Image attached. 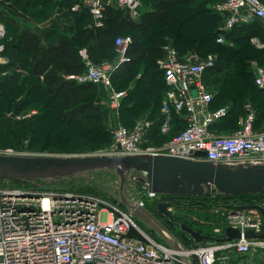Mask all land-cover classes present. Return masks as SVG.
Listing matches in <instances>:
<instances>
[{
  "label": "built area",
  "instance_id": "1",
  "mask_svg": "<svg viewBox=\"0 0 264 264\" xmlns=\"http://www.w3.org/2000/svg\"><path fill=\"white\" fill-rule=\"evenodd\" d=\"M77 1L71 11L87 10L97 27L101 26L103 12L110 2L118 10L128 11L132 19L139 18L142 7L141 0ZM214 9L224 18L222 31L252 19L259 21L264 29L262 0H222L214 5ZM3 36L0 24V39ZM130 41L129 36L117 37L114 61L97 65L86 62L83 74L66 79L108 85L110 74L122 62L128 61L125 53ZM217 42H223L222 36ZM2 51L0 44V53ZM215 64L216 57L211 54L199 57L189 52L181 58L171 45H165L163 55L157 61L165 85L160 108L162 121L158 129L161 135H168L173 114L181 117L184 128L163 144L153 146L147 145L146 141L150 122L138 121L129 128L116 125L109 131L108 147L98 154L112 157L151 154L206 161L264 159V121L256 127L257 112L250 101L242 105L237 129L232 133H221L216 127L229 117L231 106L212 107L213 95L203 76ZM253 84L264 91V66L254 68ZM124 96V91H112L106 109L117 115ZM199 151L205 155L193 157ZM5 154L18 155L12 150ZM36 181L0 180V264H185L181 256H190L194 264H264V239L244 237L248 231L255 236L261 235L264 217L257 208L237 209L239 206H257L264 210V198L253 202L211 199L207 209L194 204L196 207L192 208L214 213L217 226L211 227V233H201L211 240L200 243L185 234L197 245L184 246L185 251L179 252L154 240L152 233L136 222L120 199L108 202L97 196L44 188ZM139 194L140 198L133 204L149 211H152L147 207L149 204L156 212L158 203H168L172 215L177 206L148 191L145 185ZM227 228L238 231L239 238L226 241Z\"/></svg>",
  "mask_w": 264,
  "mask_h": 264
},
{
  "label": "trees",
  "instance_id": "2",
  "mask_svg": "<svg viewBox=\"0 0 264 264\" xmlns=\"http://www.w3.org/2000/svg\"><path fill=\"white\" fill-rule=\"evenodd\" d=\"M46 1L52 2L53 0ZM220 1L222 0H141L142 7H145V9L141 7L140 16L137 20L126 18L122 14L123 11L121 12V10L117 8L106 6L101 18V26L98 27L94 25L93 18L87 10L71 11L78 18V23L83 17L86 19L81 21L76 27H54L50 28L47 32L45 31V40L50 43V46L45 50L41 58L39 53L40 40L36 34L27 32L18 36L13 29H8V32L4 33L3 38L0 39V42L4 44V51L2 52L4 55H2L7 59L6 64L0 65V71L6 68L19 69L23 74H21L19 84L12 87L8 95H4L5 98H3V101L8 99L11 100L12 103H10V105L9 103L7 104V110H9L14 106L17 98L23 97V99H21V105H23L21 107L22 110L34 109L35 106L37 110L26 120L16 121L11 126L3 128L2 131L6 129V133L18 135L19 131H22L26 127L28 129L29 124H33L34 122L39 123L41 120L39 109L41 108L40 106H44L45 104H38L39 102L37 103L35 100L29 102V97H33V93L35 92H41V94L52 103L50 105L52 112L55 113L57 117L61 118L63 123H78L77 126L80 128V131H83L81 133L84 135V139L87 142H92L93 140H106L107 143H109L111 137L109 131L104 127L102 122V109L95 105L98 83H76L66 78L68 76L83 74L86 69V62L97 65L106 61L108 58V60L114 61L113 59L117 54L115 39L117 37L127 36L131 39L125 53L128 61L122 62L109 77L114 89L117 91L124 89L136 77L140 68L143 67V74L142 78L138 81V88L139 85H143L145 81L149 83L151 78H159V85H161L165 91V85L162 74L157 67V61L162 57L163 47L167 44L171 45L176 50L179 57H183L188 52H196L201 57L213 53L218 57L216 59V64L211 70L206 71L203 76L204 83L207 88H209L208 90L210 92L212 91V107L216 108L225 104L232 105L229 117L216 127L221 133H223V129H234L237 118L241 113L242 105L245 103L242 102L246 99L252 101L251 103L256 109V127L261 126L264 121V110H261L260 107V104L264 105L263 99L255 101L253 98L247 97L243 92L238 93L239 91L241 92V90L237 88L228 90L229 88L227 87L221 86L218 88L215 87L214 84L212 85L207 82L209 74L214 73V75H219L226 70L229 64L234 60L233 55L235 54L231 50L221 53L222 50L220 47L224 49H226V47L222 45L216 48L212 43H216L219 36H223L226 43L232 40L235 42L239 41V43L246 42L253 38L247 34V31L253 32L254 29L257 30L254 26V21L237 25L229 31L220 30L222 17L219 13L207 7L208 3L213 4ZM262 1L264 3V0ZM188 7H191V9L187 10ZM189 20L194 21L193 24L197 23L200 25L199 27L203 29L200 31L206 32L207 41L203 42V37H199L197 40L190 38L191 36L185 29ZM88 24H92V26L89 27ZM158 26H160L159 30L157 29ZM241 33L244 35H241ZM81 50H85L86 58L80 55ZM252 55L254 59L259 62V65L264 66V47L254 49ZM8 79L9 77L3 78V82H6L7 85L10 84V80ZM237 79L250 82L251 85L246 88L247 91L252 92V90H254L255 94L258 93V95L264 97V91L254 86L253 80L249 74L241 70L240 76ZM210 87H213V89ZM146 92L151 91L144 89L139 97L145 100ZM123 100L124 99H122L119 108V113L121 112L120 122L122 124L121 126L129 128L128 122L134 117L135 111L140 108H133L131 114L126 113ZM27 106L30 107L27 108ZM153 109L156 113V124H153V132L158 134L157 140L161 137H166L168 140L184 128L185 124L181 117L173 114L170 133L165 136L161 135L158 128L162 121V116H159L158 106H154ZM82 124H88L89 126L84 127ZM27 129L25 130L27 131L26 133L29 131ZM37 129H39V126L33 128L32 132ZM130 175L129 173L127 181L130 179ZM15 183L19 185L25 184L27 186L33 185L31 182ZM35 183L46 188V182L38 180ZM163 198L170 200L174 205H176L178 201L185 200L186 203L188 202V205L191 204V201L192 204L204 207L203 202H210L211 199L225 201L235 199L242 202H253L259 198H264V194L228 197L214 195L213 197L207 198L163 196ZM194 201L199 202L195 203ZM172 217L175 221L172 222L167 220V222L174 228L178 227V229L175 232L171 229L168 230L175 235L184 246L191 244L197 245L189 240L185 236V233L180 231L177 225L182 221L175 215H172ZM190 227L198 231L192 226Z\"/></svg>",
  "mask_w": 264,
  "mask_h": 264
},
{
  "label": "rangeland",
  "instance_id": "3",
  "mask_svg": "<svg viewBox=\"0 0 264 264\" xmlns=\"http://www.w3.org/2000/svg\"><path fill=\"white\" fill-rule=\"evenodd\" d=\"M77 2V0H53L52 2H48L46 0H0V23L4 24L5 26V28H3L4 33H7L8 29H13V31L15 32L30 30L39 34L40 36H43V34H45L44 32H47L48 30H50V28H61L65 26L76 27L81 21H84L86 19L85 17H83L82 20L78 23V18L71 12V8ZM190 9L191 7L187 8V10ZM252 21L255 22L254 26L255 28H257V30L254 29L253 32L247 31V34L253 37L250 40L240 43L239 41L235 42L234 40H232L226 43L222 36V43L211 42L216 48H219L222 45L226 47V49L220 47V49L222 50L221 53L231 50L235 54L233 55L234 60L229 64V67L219 75L216 74L213 77L208 76L207 82L212 85L214 84L218 88H220L221 86L229 88L228 90L237 88L241 90V92L239 91L238 93L243 92L245 95H247V97L253 98L255 101L263 99L264 104L263 96L258 95V93L255 94L254 90H252V92L247 91L246 88L251 85L250 82H247L243 79H237L240 76V71L242 70L243 72L249 74L253 80V71L254 68L259 65V62L254 59L252 53L254 49L264 47L263 26L259 21L255 19H252L249 22ZM193 23L194 21L189 20L185 27V29L191 36L190 38L197 40V38L203 37V42L207 41L206 32H201L200 30L203 29L199 27L200 25H198L197 23H195V25ZM13 26H15L16 30L13 28ZM88 26L91 27L92 24H88ZM159 28L160 26L157 27L158 30ZM241 35L244 34L241 33ZM0 44L3 46L4 51V44L2 42H0ZM2 52L0 53V62L6 63L7 59L3 56L4 53ZM210 54L215 56L216 59L218 58L216 54ZM116 57L117 54L113 60H115ZM14 70L15 69L6 68L0 71V155H7L5 154L6 151L12 150L13 152L18 154L17 156H83L98 154L108 147L110 142L107 143L106 140H93L92 142H87L84 139V135L81 133L83 131H80V128L77 126L78 123H63L62 119L57 117L55 113L52 112L50 106L52 103H50L49 100H47V98H45V96L41 94V92H35L33 93V97H29V102L35 100L37 103L39 102L38 104H45L44 106H40L41 108L39 109L41 113V120L39 121V123L34 122L33 124H29L28 129L26 127L22 131H19L18 135L8 134L5 131L6 129L2 131L3 128H6L7 124L11 126V123L9 124L10 121L26 120L37 110L36 106L34 109L30 108L22 110L21 107L23 105H21V99H23V97L17 98L14 106L7 110V104L9 103L10 105V103L12 102L9 99L3 101V98H5L4 95H8L10 89L17 86L20 82V79L16 75H14L16 72ZM5 77H9V85H7L6 82H3V78ZM109 85L112 86L111 80L109 81ZM246 101L250 100L246 99L242 103ZM30 106H27V108H29ZM260 107L261 110H264V105L260 104ZM104 110L106 109L104 108ZM235 124L236 128L234 127V129L231 128L222 132L232 133L235 129H237V121ZM82 125L84 127L89 126L88 124ZM37 126H39V129L32 132L33 128H36ZM26 129L29 130L28 133H26ZM166 140V137H161L158 140L156 139L154 142H151L152 140L148 139L149 142L155 143V146L163 144ZM142 185L143 184L131 181L130 179L128 181L126 180L123 193L126 200L134 203L138 199V197L140 198L139 191H141ZM45 187L49 189L58 188L60 190L63 189L90 196H97L108 202L117 201L119 199V179L118 176L112 171L84 173L78 176L70 177L66 180H56L53 182H48L45 184ZM194 202L196 203L199 201ZM187 203L185 202V200L178 201V203L176 202V205L186 206ZM190 203L192 204L191 201ZM203 204L208 205L209 202L205 201L203 202ZM147 207L153 211L152 204L147 205ZM172 215H175L183 223L192 226L196 230L200 231V233L204 234L211 233V227L217 226V217L209 210H202L197 208L183 210L173 209ZM136 222L138 221L136 220ZM166 223L167 227L172 231L175 232L178 229V227L174 228L168 222ZM140 226L145 231H147L141 224ZM152 237L154 240L162 243L155 236L152 235ZM204 243L206 244L207 242Z\"/></svg>",
  "mask_w": 264,
  "mask_h": 264
},
{
  "label": "water",
  "instance_id": "4",
  "mask_svg": "<svg viewBox=\"0 0 264 264\" xmlns=\"http://www.w3.org/2000/svg\"><path fill=\"white\" fill-rule=\"evenodd\" d=\"M199 151L193 157H203ZM112 171L119 179V199L148 232L174 251H185L184 245L152 214L124 197L128 174L131 181L139 182L148 191L161 196L220 197L264 194V159L206 161L195 158H178L165 155H138L112 157L101 154L83 156H15L0 155V180L53 182L66 180L84 173ZM168 203H158L156 213L175 221L168 211ZM257 208L264 217V210L257 206H239L237 209ZM180 231L195 243L211 238L195 231L185 223H178ZM226 241L239 238L231 228L225 231ZM245 238L264 239V232L255 236L251 231ZM185 264H194L190 256H181Z\"/></svg>",
  "mask_w": 264,
  "mask_h": 264
},
{
  "label": "crops",
  "instance_id": "5",
  "mask_svg": "<svg viewBox=\"0 0 264 264\" xmlns=\"http://www.w3.org/2000/svg\"><path fill=\"white\" fill-rule=\"evenodd\" d=\"M216 3H218V2H216ZM216 3H213V4L208 3L207 7L216 11L214 9V5ZM107 6H111V7L116 9L113 2H110ZM142 8L145 9V7H142ZM122 14L126 18L132 19L129 16L128 11H123ZM219 15L222 17V25H221V27H222L223 22H224V18L221 14H219ZM133 20H137V19H133ZM0 24L3 26V28H5L4 24H2V23H0ZM243 24H246V23H243ZM221 27H220V29H221ZM13 28L16 29L15 26H13ZM27 32H32L39 37V40H40L39 53H40V58H41L42 55L44 54L45 50L50 46V43L45 40V34H43V36H40L39 34L33 32V31H30V30L23 31V32H16V34L18 36H21ZM80 55L83 58H86L85 50H81ZM4 64H6V63L0 62V65H4ZM14 71H16L14 75H16L20 79L21 74H23V72L19 69H15ZM142 74H143V67L140 68L139 73H137L136 77L124 89L121 90V91L125 92V96L123 98L124 99L123 105L125 108V112L129 113V114H131L133 108H136V107L140 108V109H137L135 111L134 117L132 118L131 121L128 122V124H129L128 127H132L136 122L142 121V120L150 122L151 123V129H150V132L146 136V141H147V145L155 146L156 145L155 143H151V142H154L158 138V134L153 132L154 131V125L153 124H156V116H155L156 113H155L153 107L158 106L159 116H160L161 115L160 108L162 105V96L164 93V88H162V86L159 85V82H158L159 78H157V79L151 78V81L149 83L145 81L144 84L139 85V88H138V81L140 80V78H142ZM209 76L213 77L214 73L209 74ZM97 86H98L97 87V97L95 99V105L102 109L104 127L108 131H110V129L113 128L114 126L121 125V123L119 122L121 112L119 113V111H118V113L116 115V114H113L112 112H110L106 109V104H107L109 94L112 91H117V90L114 89L109 84L107 85V84H103V83H98ZM108 86H109V88H108ZM144 89L151 91V92L145 93V95H146L145 100H144V98L141 99L139 97L140 93H142V91ZM211 89H213V87ZM260 92H262V91H260ZM146 98H147V100H146ZM123 105H122V107H123ZM228 105L232 106L231 104H228ZM104 108L106 110H104ZM16 121H18V120L10 121L9 124L11 123V125H12ZM6 127H9V125L7 124ZM223 130H229V129H223ZM223 133H225V132H223ZM148 139H151L152 141L149 142Z\"/></svg>",
  "mask_w": 264,
  "mask_h": 264
},
{
  "label": "flooded vegetation",
  "instance_id": "6",
  "mask_svg": "<svg viewBox=\"0 0 264 264\" xmlns=\"http://www.w3.org/2000/svg\"><path fill=\"white\" fill-rule=\"evenodd\" d=\"M207 206L208 205H204V207H202L203 209H207ZM192 207H196L194 204H192V205H186V206H181V205H177V206H175V208H174V210H183V209H190V208H192ZM152 212V214L162 223V225H164L165 226V228H167V229H169L168 227H167V218H165V217H162V216H160V215H158L156 212H153V211H151ZM178 226V225H177Z\"/></svg>",
  "mask_w": 264,
  "mask_h": 264
}]
</instances>
